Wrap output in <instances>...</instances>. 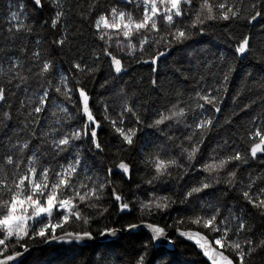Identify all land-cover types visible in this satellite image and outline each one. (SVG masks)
<instances>
[{
    "label": "snow or ice",
    "instance_id": "obj_1",
    "mask_svg": "<svg viewBox=\"0 0 264 264\" xmlns=\"http://www.w3.org/2000/svg\"><path fill=\"white\" fill-rule=\"evenodd\" d=\"M28 2L36 12L47 8L51 13L50 27L59 35V39L52 41L53 45L61 51L67 47L68 52L72 53L79 32L74 33L73 25L68 22L73 11L70 0H49L48 4H45L44 0H28ZM87 7L88 10L81 9L79 15L81 23L87 20L94 29V44L85 45L82 50L73 53L68 72L73 76L79 74L84 80L92 78L101 71L103 65L99 61L103 57L109 61L111 79L105 80L101 88H107L111 84L115 91L117 87L115 81L127 71L122 58H117L111 50L114 40L117 48L126 45L133 59H135L133 40L140 37L138 42L141 54L146 48L155 45L157 51L150 61L137 60V63L154 65L153 73L158 72L159 59L164 55V52L159 51L161 46L168 48L175 46L187 50L194 38L203 35L213 24L225 28L229 45L235 44L234 52L231 56H226L223 52L213 53L212 55L220 61L219 64H215L213 60L201 58L202 53L198 55L195 50L186 51V55L191 58L190 63L192 60L196 63L187 70L177 69L179 73L184 74L185 71L189 74L199 73L201 69L210 72L215 67L217 71L212 73V78L216 80L222 70V80L216 81L219 87L215 90L201 87L204 81L203 75L196 81L193 88L196 94L195 109L189 107L186 110L182 106L183 93L176 92L173 97L176 103H172L169 99L167 104L161 105L160 109L152 113L156 118L151 123L145 124L137 111L136 101L128 94L132 82H124V86L115 92L122 101L119 105L120 111L111 119L106 114L104 120L110 124L114 137L119 140L121 150L135 148L138 134L143 131L142 125L161 133L164 141L173 145L172 149H167L163 142L159 144L152 142L149 147L148 142L145 141L141 148L144 177L141 183L136 185L135 190L129 189L128 195L134 199L126 200L125 195L119 194L113 184L114 170L108 168L103 177L99 175V172L104 171L103 167L93 172L95 161L90 165L78 147V144L87 140L90 142L88 151L94 153L104 151L99 140L101 123L90 108L91 97L86 83L77 80L75 86L69 87L70 77L66 72L57 71L55 61L50 55L39 50L40 40L35 41L37 51H32L28 47L35 24L28 23L30 17L25 13L24 0H8L7 10L0 14V20L4 21L0 24V64H8L6 70L0 68V74L7 77V80L0 81V102L8 101L9 93L15 99L17 93L22 91L24 98L19 100L17 109L23 115V120L18 117L13 134L9 135L6 131V139H0V149H3V153L0 154V165H2L0 175L3 177L0 179V230H2L0 231V264H21L19 258L23 253L9 248L13 238H15V246L26 253L29 251L26 247V237L31 236L33 240L39 237L41 241L55 240L58 238L56 229H62L69 222L70 217L78 222L82 221L87 228L78 232H65L59 239L73 243L93 240L95 234L91 231V225L99 223V220L92 219L91 216L85 217L75 209L87 205V208L94 211L97 216L103 217L109 212L108 208L102 207L106 203L105 193L109 189H111L113 205L118 206L121 213L131 214L133 211H138L141 218L146 213L149 216L167 214L168 209L177 202L167 195L158 196L156 192L160 185H166L174 179L172 168L181 169L183 166L178 161L185 156L189 161L185 176L192 171L203 172L206 175L187 190L184 199L179 203L190 204L192 198L199 201L198 206L191 209L193 214L200 213L194 223L214 235L216 237L214 245L220 248L219 251L214 250L206 237L197 233L196 244L203 250V256L211 264H253V258L259 252H264V226L249 222V216L254 220L258 219L264 225V187L260 186L264 185V173L253 178V173L250 171L247 177L249 182L245 185V178L241 172L244 167H250V160H259L260 156L264 155V95L258 97L261 111L251 117L252 128L247 130V143L250 147L243 151L224 140L211 149L207 158L200 156L201 146L217 127V122L212 118H201L199 122L196 120L207 111L206 105L216 113L221 112L219 106L221 97L218 93L221 90L228 91L230 77L238 71L237 60L244 61L251 56L257 60L258 65H264V47L256 50L252 47L250 35L238 38L227 26L238 20L252 24L258 18L264 17V0H253L250 8L247 9L215 0H202L198 7L197 0H111V3L104 8L98 3L88 4ZM242 11L246 14L241 15ZM93 16H95L94 22ZM44 23L47 26L48 21L45 20ZM111 30H115V37L110 34ZM162 30L166 31L163 36ZM261 31L264 32V28ZM17 41L20 43L18 44ZM261 71H264V68ZM34 78L41 82L40 87L29 95L30 82ZM188 78V75L184 76L185 80ZM251 78V73H248L243 79L248 81ZM192 79L195 80V75ZM151 83L155 90L158 81L153 79ZM259 88L260 92L264 93V77L260 78ZM214 91L217 94H213ZM248 91L251 92L252 89L249 88ZM77 92L78 100L74 101L73 97ZM242 98L241 93L237 92L233 103L239 106ZM69 102L80 109L79 116L83 120V125L81 128L65 131L70 127L68 124L70 112L65 106ZM101 102L104 104L105 113H108V102L103 99ZM256 103V100H251L242 110H249ZM14 107V104H7L8 110H4V104L0 103V124L6 130L10 127L11 109ZM165 112L169 114L165 115ZM189 119L193 124L187 123ZM129 122L135 127L128 126ZM181 124L184 125L182 131L189 132L186 141L189 143L190 151L181 144V152L179 156H175L177 138L169 136L165 132V127L170 131L173 127L179 129ZM194 136L200 137L195 144L192 143ZM200 159H204V163L197 168L192 161L199 162ZM45 164L47 166H44ZM260 165L264 167V160L260 161ZM134 167L123 160L117 166L121 179H126L128 184L133 182ZM185 176L176 179L183 180ZM210 177H215V180L210 181ZM221 183L225 184L226 190L241 189L237 199L242 200L243 205L239 212L234 206L222 203L218 198L200 200L201 196L207 194L206 190L214 189ZM177 186L180 187L179 183ZM5 196L8 199L5 200ZM141 196H147V199H142ZM54 211L59 216L57 223L51 222ZM60 213L64 214L60 215ZM44 216H47V222H43L39 228L33 225L30 231L27 222L41 223ZM137 227L138 225L133 223H128L126 228H109L105 225L102 229H98V234L104 238L111 236L119 239V233L130 232ZM146 227L149 229L146 241L136 247L130 256L126 250L121 254L115 249L105 248L94 264H155L156 260H159L160 264H173L171 260L163 259L165 253L157 255L159 249L154 243L164 242L158 241L159 237L167 240L165 228L152 223L147 224ZM180 235L183 236L185 233L181 232ZM202 240L205 242L202 243ZM10 252L13 254H9ZM87 264H93V261L89 260Z\"/></svg>",
    "mask_w": 264,
    "mask_h": 264
},
{
    "label": "trees",
    "instance_id": "obj_2",
    "mask_svg": "<svg viewBox=\"0 0 264 264\" xmlns=\"http://www.w3.org/2000/svg\"><path fill=\"white\" fill-rule=\"evenodd\" d=\"M45 4L49 3V0H44ZM71 7L73 9L71 15L68 18L69 24L73 25V32H79V36L74 41L75 47L72 50V53H69L67 47L64 51H61L58 47L54 46L52 41L54 39H59V35L56 31L52 30L50 27L51 13L45 8L40 12H36L32 4L28 0H24L26 4L25 13L29 15V24H35L34 32L30 37V42L28 47L32 51H37L35 47V41L40 40V49L43 53L49 54L50 58L55 61L56 69L60 72H66L70 77L69 87L75 86L76 81L80 80L81 83H86L89 94L91 95V109L94 116L101 123V128L99 130V140L102 143L104 149L101 153H94L88 151L90 142L85 140L78 144V147L82 150L85 160L91 165L95 161V168L93 172L98 171L103 167L104 171L99 172L101 177L104 176L108 168L114 170L113 175V184L115 185L117 192L119 194L125 195L127 199H134V197L128 195L129 189L135 190L136 185L141 183L142 178L144 177L143 165L141 164V148L145 141L148 142L149 147L151 143H165L167 149H172L173 145L166 143L162 134L155 132L152 129L141 126L143 131L138 134V139L136 141V146L134 149L121 150L119 147V140H117L111 130L110 124L104 120L106 114L111 118H115L116 113L120 111L119 105L122 103L119 96L115 94L116 91H119V88L124 86V82L131 81L132 86L129 88V96H132L136 101L137 111L140 113L141 119L145 124L151 123L154 117L152 113L156 109H160L161 105L167 104L169 99L172 103H176V100L173 98L176 92H182V101L186 110L191 107L196 108V94L193 91L196 81L200 80L201 75L204 76V81L201 84L202 88H211L215 90L219 87L217 80H222V70L220 75L216 77V80L212 78V73H215L217 69L213 67L210 72H204L203 69L199 73L189 74L187 71L184 74H181L177 69L187 70L193 65L196 61L186 55V51L195 50L196 53L203 54L201 58H207L213 60L215 64H219L220 61L213 56V53L223 52L226 56H231L234 52L235 44L229 45L228 39L225 35V28L219 25L213 24L209 27L203 35H197L193 42L190 44L187 50L180 47L168 48L166 46H161L159 51L164 52V55L159 59L158 72L153 73L152 67L154 65L137 63V60L144 61L149 60L157 51L155 45L152 47L146 48L145 51L140 53V45L138 37L136 40H133L132 43L135 45L133 50L135 54V59L132 58L129 50H127L126 45H122L121 48L115 46V40L113 41L112 52L117 58H122L123 65L125 67L126 74L121 75L116 81L115 91L112 89V85L109 84L107 88H101V85L104 84L105 80H110L109 74V61H106L103 57L99 63L103 65L101 71L97 72L94 77L84 80L79 74L73 76L71 72H68L70 67V62L73 59V53L77 50H82L85 45L93 46L94 44V29L91 27V24L85 20L84 23H81V18L79 11L88 10V4H99L101 8L107 7L111 0H70ZM202 2V0H197V7ZM215 2H227L229 5L235 4L236 7H243L245 9L250 8L253 0H215ZM8 0H0V14L7 10ZM245 12H241V15H245ZM23 19V17H21ZM45 20L48 21L47 26L45 25ZM95 16L92 17L94 22ZM4 21L0 20V24H3ZM6 26V25H5ZM232 30V34L236 35L238 38L243 35H250L252 47L256 50H259L261 47H264V32L261 31L264 28V17L258 18L257 21L253 24H248L244 20L233 21L231 24L227 25ZM63 25H61V28ZM110 34L115 37V30H111ZM166 31L162 30L161 35H165ZM159 39V37H157ZM19 44L20 41H17ZM237 72H234L230 77L228 82V91L224 92L221 90L218 95L221 97L219 100V106L221 107V112L216 113L210 106H205L207 111L203 114L202 117H197L196 122H199L201 118H212L217 122V127L211 132V134L205 140V143L201 146L202 151L200 156L207 158L211 152V149L217 146L218 142L227 140L230 145H235V148L243 151L245 148H249L250 144L247 143V130L252 128L251 117L256 115L261 111V105L259 103L258 97L264 95L260 92L259 82L260 78L264 77V71H261L264 68V65H258L256 59H253L251 56L244 61H236ZM0 68L7 69L8 64H0ZM251 73L252 78L248 81H245L243 78L246 74ZM188 75V80L184 79V76ZM195 75V80L192 79V76ZM51 79V77H50ZM156 79L158 81V86L154 90L151 81ZM7 80V77L3 74H0V81ZM58 80V78H57ZM40 81L38 79H33L30 82L29 95L32 91L40 87ZM55 87V85H53ZM251 88L252 91L249 92L248 89ZM199 89H197L198 91ZM237 92H240L242 99L240 100L239 106L233 103V98L236 97ZM215 93V91L213 92ZM24 98V93L21 91L17 93L15 99H13L12 94L9 93V99L6 102H0L4 104V110L7 109V104H14L15 107L11 109L12 120L9 122L10 127L6 130L2 124H0V139H6L5 132L7 134H13V128L16 125L17 118L19 117L23 120V115H21L17 109L19 108V100ZM35 100V97L33 98ZM102 99L107 101L109 104V112L105 113L104 104L101 102ZM73 100H78L77 93L74 95ZM251 100H256L257 103L249 110L244 109V105L250 103ZM189 101L191 103L189 104ZM203 103V101H200ZM140 105H144L140 107ZM70 112V117L68 118V124L70 127L66 128L65 131H71L76 128H81L83 125V120L79 116V108L75 106L72 102H69L65 105ZM171 105L169 104V107ZM114 109V111H113ZM163 110V109H161ZM165 115L169 113L165 112ZM26 115V113H24ZM191 115V113H189ZM226 121H231V123H226ZM188 124H193L192 120L187 121ZM258 123V121H257ZM131 127L135 125L129 122ZM184 125L181 124L180 128L177 129L173 127L170 131L165 127V132L169 136L176 137L175 140V156H179L181 152V144L183 148L188 149L189 143L186 141L189 132H184L182 129ZM194 128V126H193ZM47 130V129H45ZM254 130V129H252ZM200 140L199 136H194L192 141L193 144L197 143ZM147 151V149H145ZM3 153V149H0V154ZM172 153L170 152V156ZM125 163H130L135 167L132 170V180L131 184L126 182V179H121L120 171L117 166L121 161ZM264 160V155L260 156L259 160H250V167H244L241 175L245 178V185L249 182L247 177L249 172L252 171L253 178H255L260 173H264V167H261L260 161ZM183 167L177 169L176 167L172 168L173 180L166 185H160L159 190L156 192L158 196H170L172 200H175L177 203L173 204L171 208L168 209L167 214L153 215L149 216L147 213L141 218L138 211H133L131 214L128 212L121 213L118 206H114L110 192L105 193L106 203L102 207L108 208L109 212L106 213L103 217L96 215L94 211L90 208H87L85 205L83 208L77 207L75 211L81 212L85 217L91 216L92 219L99 220V223H93L91 225V231L95 234V237L98 234V229H102L105 225L109 228H126L128 223H138V222H149L156 224L159 227L165 228L169 232L170 244L169 246H158L160 253H165L163 259L165 261L171 260L173 264H209L203 255L197 250L196 246L185 238L177 235V229H194L204 233L213 243L216 237L209 233L207 230L203 229L201 225L194 223L197 216L200 215L199 212L193 214L191 209L198 206L199 201L196 198H192L190 204L184 205L179 203V201L184 199V195L189 188L195 186V182L202 179L204 175L203 172L197 173L195 171L188 172L185 176V170L189 167V161L185 156L182 160L178 161ZM196 164V167L199 168L201 164L204 163V159H200L199 162L192 161ZM44 166H47L46 164ZM2 167V165H0ZM59 171V169H56ZM231 170V169H230ZM90 175L92 173H89ZM227 174L225 173V176ZM185 176L183 180L177 181V177ZM0 175V179H2ZM215 177H210V181H214ZM179 183L180 187L177 186ZM264 187V185H260ZM147 187V186H145ZM143 191V189H142ZM241 189L236 191L226 190L225 184L221 183L214 189L206 190V195L200 197V200L208 201L219 199L220 202L232 205L236 208V211L239 212L240 207L243 205V201L237 199ZM137 195H141L137 193ZM142 199H147V196H141ZM4 199H8L7 196ZM87 209V210H85ZM52 223H57L59 221V216L54 211L51 218ZM183 221L179 222L178 221ZM249 222L255 223L258 226H264L261 224V221L258 219H252L249 216ZM30 231L32 230L33 225L36 228L42 226V223H37L35 221H28ZM87 226L78 222L74 218L70 217L69 222L63 226V228L56 229V235L63 232H78L82 229H86ZM2 231V230H0ZM148 232L144 228L132 230L129 233H120L119 239L113 238L105 241H96L93 244H79L78 242H71L68 240H62L57 243H50L45 245L39 237L33 238L31 236L25 238L26 247H31V250L20 259L21 264H87L89 260L93 261V264L100 253L105 248L115 249L117 252L123 254L125 250L130 256L136 247H138L142 242H145L148 236ZM51 231L49 230V236ZM9 248H12L13 251H21L23 249L15 246V238L12 239V242L9 244ZM9 254H13L10 252ZM227 254V253H226ZM127 258V257H126ZM155 264H160L159 260L155 261ZM253 264H264V252H259L257 256L253 258Z\"/></svg>",
    "mask_w": 264,
    "mask_h": 264
},
{
    "label": "water",
    "instance_id": "obj_3",
    "mask_svg": "<svg viewBox=\"0 0 264 264\" xmlns=\"http://www.w3.org/2000/svg\"><path fill=\"white\" fill-rule=\"evenodd\" d=\"M256 22V21H255ZM255 22H253V23H255ZM252 23V24H253ZM90 95V94H89ZM77 97H78V92H77ZM90 97H91V95H90ZM91 101H92V99L90 100V108H91ZM92 110V109H91ZM135 224H137L138 225V227L136 228V229H140V228H144L148 233H149V229H147V227H146V225L147 224H149V222H138V223H135ZM159 227V226H158ZM136 229H134V230H136ZM165 232H166V235H167V240L165 241V238H163V237H159V238H157V240L158 241H164L162 244L161 243H158V242H154V243H156V246L158 247V246H169V244H170V236H169V232L167 231V230H165ZM181 232H183V233H185V235H183V236H181L180 235V233ZM65 232H63V233H60V234H57L56 236L58 237L57 239H55V240H51V239H47L45 242H44V244L45 245H49L50 243H57V242H60V241H62V240H64V239H59V237H62L63 236V234H64ZM121 233H124V234H126V233H129V232H121ZM176 233H177V235H179V236H181V237H183V238H185L186 240H188V241H190L192 244H194L195 246H196V248H197V250L203 255V250L202 249H200L198 246H197V244H196V240L198 239V236H197V233H199L200 234V236H204V237H206V239H207V241L210 243V244H212L213 245V247H214V250H216V251H219L220 250V248H218V247H216L214 244H213V242L204 234V233H202V232H200V231H198V230H194V229H179V231H176ZM120 234V233H119ZM189 236H191V238H189ZM114 237H111V236H109V237H107V238H104V237H101V236H99V235H97L93 240H88V241H78V243L79 244H93V243H95L96 241H105V240H108V239H113ZM202 243L203 242H205V241H201ZM28 249H29V251L31 250V247H28ZM20 252H22L23 253V255H22V257H20L19 259H22L28 252H26V253H24L23 252V250H21ZM204 257V256H203ZM205 258V260L209 263V264H211V262L210 261H208L207 260V258L206 257H204Z\"/></svg>",
    "mask_w": 264,
    "mask_h": 264
},
{
    "label": "rangeland",
    "instance_id": "obj_4",
    "mask_svg": "<svg viewBox=\"0 0 264 264\" xmlns=\"http://www.w3.org/2000/svg\"><path fill=\"white\" fill-rule=\"evenodd\" d=\"M64 213H60V215H63ZM47 220H48V218H47V216H44V218H43V222H47ZM51 222H52V220H51ZM29 226V225H28Z\"/></svg>",
    "mask_w": 264,
    "mask_h": 264
}]
</instances>
